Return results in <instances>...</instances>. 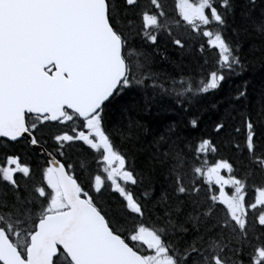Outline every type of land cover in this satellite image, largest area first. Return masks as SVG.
Here are the masks:
<instances>
[{
    "label": "snow or ice",
    "instance_id": "6c2138e0",
    "mask_svg": "<svg viewBox=\"0 0 264 264\" xmlns=\"http://www.w3.org/2000/svg\"><path fill=\"white\" fill-rule=\"evenodd\" d=\"M0 264H264V0H0Z\"/></svg>",
    "mask_w": 264,
    "mask_h": 264
}]
</instances>
